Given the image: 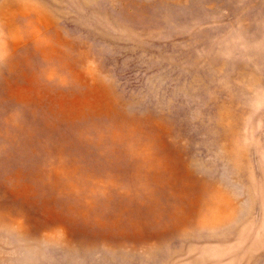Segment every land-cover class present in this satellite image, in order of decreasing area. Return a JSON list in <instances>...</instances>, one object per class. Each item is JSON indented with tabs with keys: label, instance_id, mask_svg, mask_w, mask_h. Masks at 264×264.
Segmentation results:
<instances>
[{
	"label": "rangeland",
	"instance_id": "374dc122",
	"mask_svg": "<svg viewBox=\"0 0 264 264\" xmlns=\"http://www.w3.org/2000/svg\"><path fill=\"white\" fill-rule=\"evenodd\" d=\"M0 264H264V0H0Z\"/></svg>",
	"mask_w": 264,
	"mask_h": 264
}]
</instances>
